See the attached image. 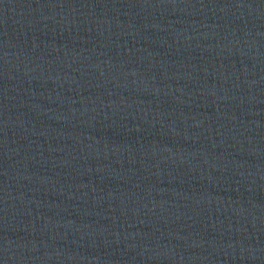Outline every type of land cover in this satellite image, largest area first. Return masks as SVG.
Listing matches in <instances>:
<instances>
[{"label": "water", "instance_id": "obj_1", "mask_svg": "<svg viewBox=\"0 0 264 264\" xmlns=\"http://www.w3.org/2000/svg\"><path fill=\"white\" fill-rule=\"evenodd\" d=\"M0 264H264V0H0Z\"/></svg>", "mask_w": 264, "mask_h": 264}]
</instances>
